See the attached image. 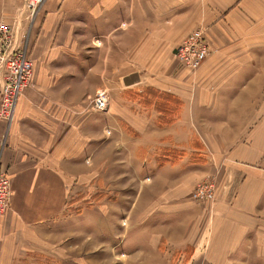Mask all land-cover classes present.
Wrapping results in <instances>:
<instances>
[{
  "label": "crops",
  "instance_id": "1",
  "mask_svg": "<svg viewBox=\"0 0 264 264\" xmlns=\"http://www.w3.org/2000/svg\"><path fill=\"white\" fill-rule=\"evenodd\" d=\"M24 2L0 0V20L15 26L33 61L6 132L0 123V166L12 189L0 215V264H17L20 240L63 214L67 183L86 176L85 156L101 151L135 179L128 193L115 192L134 218L128 264H264V64L219 63L264 51V0H45L30 30ZM199 26L218 56L200 72L213 77L196 86L199 74L185 79L172 51ZM150 87L182 101L170 125L156 123L165 108H147ZM99 88L108 108L89 112ZM168 145L184 155L168 158ZM219 164L216 200L193 201L196 181Z\"/></svg>",
  "mask_w": 264,
  "mask_h": 264
},
{
  "label": "rangeland",
  "instance_id": "2",
  "mask_svg": "<svg viewBox=\"0 0 264 264\" xmlns=\"http://www.w3.org/2000/svg\"><path fill=\"white\" fill-rule=\"evenodd\" d=\"M22 12V16H27V9ZM27 21L28 29L30 30V21L29 19ZM17 26L22 27L24 25L19 24ZM194 32H198L199 37L200 35L204 36L210 52L199 66L192 70L179 63L177 48L180 45L185 47L189 42V36ZM196 41L198 40L196 39ZM15 42L19 44L16 39ZM21 46L25 47V40L21 42ZM217 53L213 52L207 28L199 26L180 38L174 46L172 63H174L177 70L180 69L183 72L185 79L195 75L198 76L199 74L200 79L194 80L196 86H198V82H207V78L212 74L210 72L201 74L200 72H203L201 68L205 63H208L207 68L215 64L211 60L218 56ZM237 54V56L234 54L230 60L227 58L228 55L225 56L221 60L222 63L219 61L220 65L223 66L228 61L230 64L248 66L264 64V51L238 52ZM209 58L210 61L207 62ZM226 74H229V72L220 73V78ZM145 91L149 93L147 101H151L150 104L148 103L147 108L159 109L157 107H160L166 110V119H158L156 121L157 125L162 126L167 123V125H170L172 123L170 120L171 116L178 113L182 101L173 95L166 94L167 92L157 91L152 87ZM100 93L106 95L107 104L105 110L108 108V90L99 88L92 97H88L87 109L89 112H101L92 107ZM2 94L3 92H0V96ZM145 94L142 91H135L134 96L136 95V100L141 97L140 102L142 103L144 101L142 98ZM144 98L147 97L144 96ZM153 101H155V105ZM105 131L107 136L111 135V130L108 127ZM165 138L169 142L172 136L167 134ZM180 138L183 139L182 134H180ZM178 150L173 145H168L165 148L164 155L168 158L175 157L177 159L178 156L185 153L183 152L184 149H180L182 150L181 152ZM107 156L109 157L110 154L102 151L99 155L96 153L85 156L87 174L86 176H81L80 178L82 179L79 178V181L76 179L67 183L68 191L63 214L37 225L40 228H44L43 230L38 229V238L20 240L19 246L12 250L16 257L20 259L17 264H128V261L136 256V252L134 253L136 245L132 244L136 240L131 241L132 243L130 242V231L134 225V218L131 219L126 212L130 200L128 201L125 197H122L121 194H115L116 191L128 193L130 189L135 188V179L129 177L132 168L126 162L112 168L114 166L111 165V159ZM197 157L199 161L208 162L207 157H203L201 153H195L194 159L196 160ZM223 172L224 167L219 164L214 172L208 171L200 176L190 192L193 201L203 204L213 203L218 197L220 190H222L221 188L224 187ZM140 175L143 177L140 182H148V172H143ZM117 178H119V183H116ZM198 188L201 194L199 193L194 199V190L196 192ZM9 207L8 205L5 212L8 211Z\"/></svg>",
  "mask_w": 264,
  "mask_h": 264
},
{
  "label": "built area",
  "instance_id": "3",
  "mask_svg": "<svg viewBox=\"0 0 264 264\" xmlns=\"http://www.w3.org/2000/svg\"><path fill=\"white\" fill-rule=\"evenodd\" d=\"M44 1L25 0L24 7L28 10L30 27ZM15 34V26L0 20V92H3L0 96V123L4 122L5 132L13 120L18 98L22 91L31 84L33 75L32 58L27 53L26 45L22 47L21 43L15 42ZM198 37L199 33L194 32L189 36V42L185 47L180 45L177 48L179 63L192 70L197 68L210 52L204 36L200 35L199 39ZM106 104V95L100 93L92 107L104 111ZM199 193V188L196 192L194 190V199ZM10 198V182L5 173L0 170V214L8 208Z\"/></svg>",
  "mask_w": 264,
  "mask_h": 264
},
{
  "label": "bare ground",
  "instance_id": "4",
  "mask_svg": "<svg viewBox=\"0 0 264 264\" xmlns=\"http://www.w3.org/2000/svg\"><path fill=\"white\" fill-rule=\"evenodd\" d=\"M0 170L2 171V172H4L2 169H1V166H0ZM5 173V175L7 176V178H8V180H9V182H10V190H11V194H12V189H11V180H10V177L7 175V173L6 172H4ZM9 201L11 202V198L9 199ZM9 206H10V203H9ZM1 215V214H0Z\"/></svg>",
  "mask_w": 264,
  "mask_h": 264
}]
</instances>
